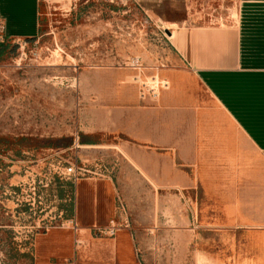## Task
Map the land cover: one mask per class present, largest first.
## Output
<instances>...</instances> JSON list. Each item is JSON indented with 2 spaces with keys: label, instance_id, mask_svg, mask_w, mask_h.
I'll list each match as a JSON object with an SVG mask.
<instances>
[{
  "label": "rangeland",
  "instance_id": "374dc122",
  "mask_svg": "<svg viewBox=\"0 0 264 264\" xmlns=\"http://www.w3.org/2000/svg\"><path fill=\"white\" fill-rule=\"evenodd\" d=\"M238 3L40 0L37 37L24 51L0 48V264H34L37 236L75 217V205L89 239H113L93 228L120 224L121 206L130 227L153 232L136 243L142 264H206L204 231H191L201 194L167 182L151 192L146 178L122 174L121 146L133 110L168 88L166 30L227 23ZM69 165L97 174L93 191L65 176ZM144 251L155 253L148 263Z\"/></svg>",
  "mask_w": 264,
  "mask_h": 264
},
{
  "label": "crops",
  "instance_id": "0c3cea01",
  "mask_svg": "<svg viewBox=\"0 0 264 264\" xmlns=\"http://www.w3.org/2000/svg\"><path fill=\"white\" fill-rule=\"evenodd\" d=\"M39 17L40 0H0L6 44L36 38ZM166 32L171 66L160 75L168 88L125 124L121 172L146 178L151 192L167 182L201 194L191 231H204L206 264H264V0H239L227 23ZM85 171L80 181L93 191L97 174ZM76 210L77 232L37 236L34 264H142L136 243L153 232L130 227L123 211L113 239H89ZM140 257L148 263L155 253Z\"/></svg>",
  "mask_w": 264,
  "mask_h": 264
},
{
  "label": "built area",
  "instance_id": "2783aa9c",
  "mask_svg": "<svg viewBox=\"0 0 264 264\" xmlns=\"http://www.w3.org/2000/svg\"><path fill=\"white\" fill-rule=\"evenodd\" d=\"M14 43L20 51H24L29 44L28 41L22 39L15 40ZM4 44H6L5 28L3 24L0 23V46ZM153 96H156V92H153ZM83 173H86L84 169L77 168L74 165H69L65 170V176H67L70 181L74 183V185H76L84 177ZM120 211H124L122 206L120 207ZM60 215L62 216L63 213L61 212ZM54 228H70L75 232L79 230V226L75 217L71 219H62L60 226ZM93 229L100 238H114L116 234L122 229V225L115 221H111L108 226Z\"/></svg>",
  "mask_w": 264,
  "mask_h": 264
},
{
  "label": "trees",
  "instance_id": "16d2710c",
  "mask_svg": "<svg viewBox=\"0 0 264 264\" xmlns=\"http://www.w3.org/2000/svg\"><path fill=\"white\" fill-rule=\"evenodd\" d=\"M34 39H35V38H34ZM34 39L26 40V41L31 42V41H33ZM4 45H5V44H4ZM3 47H4L3 45L0 46L1 50H2ZM1 53H2V52H1ZM69 186H70L71 190H73V187H74V186H72L71 184H70ZM72 212H73V206H72V204H71V206H70V208H69V215H72ZM23 256L26 257V255H23Z\"/></svg>",
  "mask_w": 264,
  "mask_h": 264
}]
</instances>
